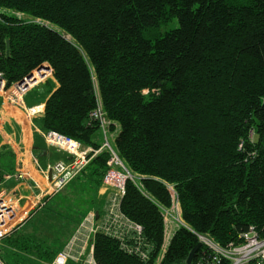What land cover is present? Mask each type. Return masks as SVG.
<instances>
[{
    "label": "trees",
    "instance_id": "trees-1",
    "mask_svg": "<svg viewBox=\"0 0 264 264\" xmlns=\"http://www.w3.org/2000/svg\"><path fill=\"white\" fill-rule=\"evenodd\" d=\"M0 14L8 82L50 64L58 83L46 94L42 130L100 148L102 129L88 123L97 82L108 132H117L111 145L135 177L122 210L142 225L150 258L98 231V264H185L198 235L227 245L250 226L264 234V0H0ZM110 157L103 149L71 181L86 191L83 217L103 213ZM170 184L187 226L160 257ZM43 208L30 218H51Z\"/></svg>",
    "mask_w": 264,
    "mask_h": 264
},
{
    "label": "built area",
    "instance_id": "built-area-1",
    "mask_svg": "<svg viewBox=\"0 0 264 264\" xmlns=\"http://www.w3.org/2000/svg\"><path fill=\"white\" fill-rule=\"evenodd\" d=\"M52 72L51 66L42 65L35 68L31 75L28 74L23 79L9 83L5 72L0 69V95L9 103L22 108L30 117L44 114V104L27 106L24 97L35 86L46 81ZM95 94L97 105L90 112L88 123L97 122L105 135V142L100 148L85 146L80 141L53 130L42 131L48 145L63 150L69 155L68 160H59L50 167L52 175L48 179L46 188L42 190L43 197L60 192L83 172L91 159L103 149H108L111 153L109 168L103 177L101 187L106 196L103 213L99 216L97 210L89 211L66 246L48 264H68L71 260L78 264H98L94 256V236L98 231L116 238L122 248L142 260L146 261L150 258L151 244L143 237L142 225L129 218L122 210L126 183L130 179L134 180L135 177L111 145L108 137L109 120L97 82H95ZM21 163L15 174L18 178L29 175L24 160H21ZM10 177V174H5L0 169V252L3 240L15 232L29 214L24 212L13 190L2 186ZM167 187L172 196V204L170 207H162L165 233L160 257L163 256L176 230L174 225H186L182 217L179 195L172 184ZM198 236L207 250L195 264H264V234L255 226H250L249 230L241 233L238 241H232L227 245H221L207 234ZM127 239H131L132 242L128 244ZM0 264H5L1 256Z\"/></svg>",
    "mask_w": 264,
    "mask_h": 264
},
{
    "label": "crops",
    "instance_id": "crops-1",
    "mask_svg": "<svg viewBox=\"0 0 264 264\" xmlns=\"http://www.w3.org/2000/svg\"><path fill=\"white\" fill-rule=\"evenodd\" d=\"M39 85H42V93L33 95V90ZM43 85H47L49 88L44 89ZM37 86L25 95L24 101L27 106L36 104H44L45 106L46 94L48 95L52 89H56L58 83L54 79L53 74H51L46 81L41 82ZM43 115L44 114H38L30 117L22 108L9 103L0 95V169L3 173L10 174L11 176L3 182L2 186L8 190H13L24 212L30 213L27 216L28 218H26L23 224L17 229L18 231H21L24 225L29 221L35 219L30 217L35 214V212L43 210V207L47 204L50 197L58 195L64 189L63 188L60 192L51 196L43 197L42 194V190L46 188L48 184L50 167L59 160L69 159L67 152L48 145L45 141L42 135L43 130L40 126ZM21 160H24L25 168L29 172V175L18 178L15 174L22 164ZM72 186L77 187L79 185L72 184L71 182L66 187ZM99 194L100 196H104L101 188ZM92 210L95 209L91 208L89 211ZM85 216L83 218L73 219L74 227L71 233H67L66 235L69 236L67 239L68 241L80 223L84 220ZM50 219L54 218H41V221L46 222L50 221ZM13 235L3 240L2 248L5 245H10V243L14 249L22 246L20 239H18L20 241L15 240L16 242L12 244L11 239ZM24 238L28 240L29 235L25 234ZM68 241L64 243L63 248ZM0 253L2 254V250ZM1 257L3 258L2 255ZM3 260L8 262L5 259ZM68 264L78 263L71 260Z\"/></svg>",
    "mask_w": 264,
    "mask_h": 264
},
{
    "label": "rangeland",
    "instance_id": "rangeland-1",
    "mask_svg": "<svg viewBox=\"0 0 264 264\" xmlns=\"http://www.w3.org/2000/svg\"><path fill=\"white\" fill-rule=\"evenodd\" d=\"M177 25L178 21L175 19L171 25L163 26L160 31L164 32ZM43 87L44 89L49 88L47 85H43ZM41 90L42 85H39L33 90L32 94H41ZM111 133L108 137L113 143L117 132ZM95 136L100 143L105 142V135L102 130H98ZM72 184H79L78 180L73 181ZM91 194L94 195V190ZM87 199L86 191L81 190L78 186L65 187L58 195L50 197L45 210L50 212L51 218L54 219L43 222L41 218H35L25 224L21 231H15L12 240L24 238L25 234L29 235L27 240L30 242L29 248L27 250H22V247L14 249L9 242L10 245H5L2 248L3 259L10 264H47L49 258L46 254L56 255L63 249L64 243L69 238L66 235L67 233L70 234L74 227L73 219L83 217L82 214L89 208L90 204ZM178 226L177 224L174 225V229Z\"/></svg>",
    "mask_w": 264,
    "mask_h": 264
},
{
    "label": "water",
    "instance_id": "water-1",
    "mask_svg": "<svg viewBox=\"0 0 264 264\" xmlns=\"http://www.w3.org/2000/svg\"><path fill=\"white\" fill-rule=\"evenodd\" d=\"M7 53L9 54V50L7 51ZM31 75V74H30ZM51 175H52V170L50 169L49 170V178H51ZM202 242H198V244L192 249V251L190 252L188 258H187V261L185 264H192L193 263V260H194V257L196 255V253L198 252V250L202 247Z\"/></svg>",
    "mask_w": 264,
    "mask_h": 264
}]
</instances>
